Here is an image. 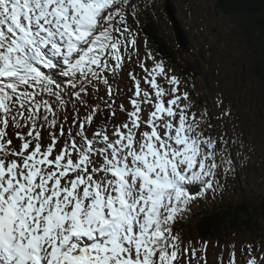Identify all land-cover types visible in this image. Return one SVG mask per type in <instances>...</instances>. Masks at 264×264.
<instances>
[{
	"label": "snow or ice",
	"instance_id": "1",
	"mask_svg": "<svg viewBox=\"0 0 264 264\" xmlns=\"http://www.w3.org/2000/svg\"><path fill=\"white\" fill-rule=\"evenodd\" d=\"M138 10L134 0H0V264H181L189 254L175 225L232 161L164 62L140 59L128 20ZM133 56L144 76L130 71L131 87L113 89ZM121 91L128 106L116 105ZM117 110L127 119L109 133ZM246 247V264H264V245Z\"/></svg>",
	"mask_w": 264,
	"mask_h": 264
},
{
	"label": "rangeland",
	"instance_id": "2",
	"mask_svg": "<svg viewBox=\"0 0 264 264\" xmlns=\"http://www.w3.org/2000/svg\"><path fill=\"white\" fill-rule=\"evenodd\" d=\"M146 1L148 12L141 13L143 11L138 8L140 13L136 14V22L133 21V17L129 13L130 28L138 32L142 21L151 17L157 21L160 30L170 42L169 46L171 48L172 46L178 47L164 9V0ZM177 3L178 15H181L180 19L183 21L184 30L200 58V70L197 71L196 66H192V69L195 67L194 70L197 74L194 75L191 83L185 81V78L180 74L181 70L172 62L163 61L165 70L170 76H176L180 80V92L189 94L191 102L189 111L200 122V130L204 136L219 142L218 152L225 149V143L230 157L234 160V167L240 174L242 186L246 187L245 193H235L232 189L237 186L232 175L235 171L233 164L232 171L227 174L223 172L221 164L216 177L218 190L215 193L209 191L203 199L216 204L224 200L221 198V192L229 196L232 202L242 198L247 199L251 197L252 192L258 190L264 193V88L251 72L253 56L238 32L237 18L233 15L214 13L215 0H177ZM180 32L183 33L182 30ZM138 41L141 60L146 59L147 51H151L157 60H161L149 42L139 37ZM209 45L213 47L212 51L206 50ZM183 52L185 51L180 53L182 57H178L188 66L187 63L194 62L193 56ZM147 64L150 67L152 61L147 60ZM127 65V72L121 74L120 88L122 90H127L132 85L128 75L130 71H134L140 77L144 76V73L136 65L135 56H133L132 62ZM157 81L166 90L170 88L162 78L158 77ZM142 87L150 90V86L146 84ZM100 95L104 96V91H101ZM130 95L131 92L121 91L116 97V105L119 106L123 103L128 106L127 96ZM93 101L94 103L99 102L96 97L93 98ZM197 101H200V104ZM142 107L146 106L142 105ZM147 115L148 112L145 111L143 116L147 118ZM106 116L101 115L99 120L103 121ZM210 118L212 123H210ZM126 119V113L117 110L116 117L112 118L107 125L109 133L112 131L113 124H120ZM231 123L236 127L231 126ZM225 155L228 157L227 151ZM217 163L220 164L219 155ZM221 182H223V188L220 186ZM182 228L178 224L174 228L175 232L180 234L181 248L189 249V254L183 257L181 264H189L193 248L196 249L197 257L200 258V264H205V260L207 264H230L233 252L236 264H246V246L252 244L260 248L261 245H264V232H262L263 234L259 232L261 236L259 234L253 236L252 233L246 234L243 231L230 232L229 235L222 236L220 239V236L204 239L193 228L190 233L189 229L182 230ZM205 242L206 248L204 247ZM191 264H197V261L191 259Z\"/></svg>",
	"mask_w": 264,
	"mask_h": 264
},
{
	"label": "trees",
	"instance_id": "3",
	"mask_svg": "<svg viewBox=\"0 0 264 264\" xmlns=\"http://www.w3.org/2000/svg\"><path fill=\"white\" fill-rule=\"evenodd\" d=\"M216 4L224 14L237 18L238 32L253 56L251 72L264 88V0H216ZM143 30L155 41L165 58L178 64L187 77L192 76V71L180 64L154 22L149 21ZM232 175L238 176L237 171ZM239 181L238 176L235 180L238 185L232 189L237 194H243ZM178 225L183 227L182 230L189 229V233L193 228L204 239L219 236L220 239L230 232L240 231L255 236L264 232V193L258 190L247 199L229 200L212 207H191Z\"/></svg>",
	"mask_w": 264,
	"mask_h": 264
},
{
	"label": "water",
	"instance_id": "4",
	"mask_svg": "<svg viewBox=\"0 0 264 264\" xmlns=\"http://www.w3.org/2000/svg\"><path fill=\"white\" fill-rule=\"evenodd\" d=\"M165 7H166V10H167L168 14L171 17L172 25H173V27L175 29V32L177 33L178 41L180 42L182 47L184 49H186V38H185L184 33L180 32L181 28L179 26V21L175 17V12L176 11L174 9V6H173L171 0H166Z\"/></svg>",
	"mask_w": 264,
	"mask_h": 264
}]
</instances>
